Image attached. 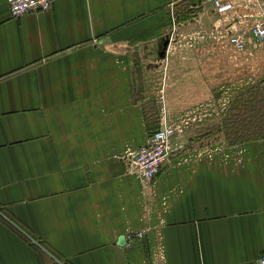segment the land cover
<instances>
[{"label": "crops", "instance_id": "crops-1", "mask_svg": "<svg viewBox=\"0 0 264 264\" xmlns=\"http://www.w3.org/2000/svg\"><path fill=\"white\" fill-rule=\"evenodd\" d=\"M222 17L193 0H53L12 16L0 0V264H149L159 240L163 264H253L264 138L171 151L146 195L151 230L125 243L144 224L126 149L160 122L164 64L220 68ZM188 24L206 38H183ZM190 76L172 70L176 110L195 100Z\"/></svg>", "mask_w": 264, "mask_h": 264}, {"label": "rangeland", "instance_id": "rangeland-1", "mask_svg": "<svg viewBox=\"0 0 264 264\" xmlns=\"http://www.w3.org/2000/svg\"><path fill=\"white\" fill-rule=\"evenodd\" d=\"M187 26L192 31L183 32V38H206L205 31L197 32L194 25ZM221 52L220 68L217 58L209 67L201 62L187 69V66H182L183 63L175 64L172 61L162 67L163 74L167 72L169 77L167 93L162 97V103L166 106L164 115L176 122L175 132L170 137L172 152L191 146L195 150L206 146L231 147L264 138V40L259 45L245 49L236 58L230 52ZM178 67L184 73L190 72L191 79H194V84H190L191 79L189 84L194 88L195 100L191 96H179V99L194 102L188 104V108L176 110L174 104L178 101L171 92L173 85L170 81L172 70ZM219 74L220 82L214 83V75L218 77ZM184 78L180 82H185L183 87H186L187 79ZM223 81H226L224 86ZM181 119H184L183 124Z\"/></svg>", "mask_w": 264, "mask_h": 264}, {"label": "built area", "instance_id": "built-area-1", "mask_svg": "<svg viewBox=\"0 0 264 264\" xmlns=\"http://www.w3.org/2000/svg\"><path fill=\"white\" fill-rule=\"evenodd\" d=\"M10 15L20 16L32 10L48 9L53 0H6ZM210 4L215 12L221 14L227 25H213L211 36L219 40L221 49L230 52L234 58L247 48L259 45L264 40V0H197ZM243 24V25H242ZM164 109L158 126L148 134L146 140L135 148H127L128 164L126 172L133 175L139 183V202L142 206L140 228L130 230L126 235V245L135 239H141L151 230L149 215L152 206L148 205L146 195L161 166L166 163L171 153L170 137L175 132L176 122L164 115ZM184 119L180 122L183 124ZM178 124V123H177ZM179 125V124H178ZM163 197L161 208L166 207ZM163 244L159 240L150 252L149 264H163ZM253 264H264V251L253 260Z\"/></svg>", "mask_w": 264, "mask_h": 264}, {"label": "water", "instance_id": "water-1", "mask_svg": "<svg viewBox=\"0 0 264 264\" xmlns=\"http://www.w3.org/2000/svg\"><path fill=\"white\" fill-rule=\"evenodd\" d=\"M121 240H122V237H121ZM121 243V242H120Z\"/></svg>", "mask_w": 264, "mask_h": 264}]
</instances>
